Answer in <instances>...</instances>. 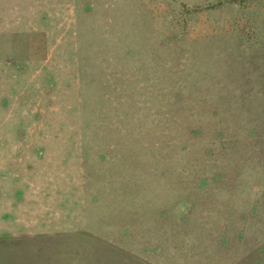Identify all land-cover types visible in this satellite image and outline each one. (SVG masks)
Segmentation results:
<instances>
[{
    "label": "rangeland",
    "instance_id": "rangeland-1",
    "mask_svg": "<svg viewBox=\"0 0 264 264\" xmlns=\"http://www.w3.org/2000/svg\"><path fill=\"white\" fill-rule=\"evenodd\" d=\"M0 264H264V0H0Z\"/></svg>",
    "mask_w": 264,
    "mask_h": 264
},
{
    "label": "trees",
    "instance_id": "trees-1",
    "mask_svg": "<svg viewBox=\"0 0 264 264\" xmlns=\"http://www.w3.org/2000/svg\"><path fill=\"white\" fill-rule=\"evenodd\" d=\"M195 104H196V103H195ZM195 104H194V105H195ZM213 112H214V111H212L211 114H212ZM193 116H196V114L193 115ZM198 116H199V115H198ZM153 130H154V129H153ZM146 131H147V130L143 131V133H146ZM189 135H191L192 137H198L197 141L203 138L202 135L199 134V133H197L196 131H191V132L189 133ZM213 140H214V141H212V144H213V142H215L216 139H213ZM180 147H181V148H180V152H182V151L185 150L186 144L184 143V144H182Z\"/></svg>",
    "mask_w": 264,
    "mask_h": 264
}]
</instances>
